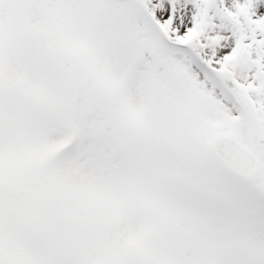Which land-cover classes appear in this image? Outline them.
I'll list each match as a JSON object with an SVG mask.
<instances>
[{
    "label": "snow or ice",
    "instance_id": "1",
    "mask_svg": "<svg viewBox=\"0 0 264 264\" xmlns=\"http://www.w3.org/2000/svg\"><path fill=\"white\" fill-rule=\"evenodd\" d=\"M0 264H264V0H0Z\"/></svg>",
    "mask_w": 264,
    "mask_h": 264
}]
</instances>
